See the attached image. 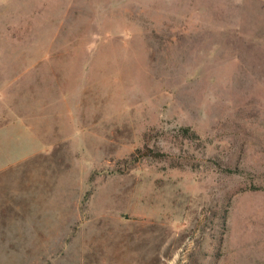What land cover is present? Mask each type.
Wrapping results in <instances>:
<instances>
[{"label": "rangeland", "instance_id": "obj_1", "mask_svg": "<svg viewBox=\"0 0 264 264\" xmlns=\"http://www.w3.org/2000/svg\"><path fill=\"white\" fill-rule=\"evenodd\" d=\"M0 264H264V0H0Z\"/></svg>", "mask_w": 264, "mask_h": 264}, {"label": "trees", "instance_id": "obj_2", "mask_svg": "<svg viewBox=\"0 0 264 264\" xmlns=\"http://www.w3.org/2000/svg\"><path fill=\"white\" fill-rule=\"evenodd\" d=\"M179 133L183 136V137H192L194 132L191 130V128L189 126H180L178 128ZM149 152H145L146 154H151V155H155V156H160L163 154V152L158 151V150H153V149H149ZM226 170H231V168L229 167H225Z\"/></svg>", "mask_w": 264, "mask_h": 264}]
</instances>
